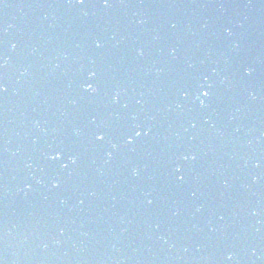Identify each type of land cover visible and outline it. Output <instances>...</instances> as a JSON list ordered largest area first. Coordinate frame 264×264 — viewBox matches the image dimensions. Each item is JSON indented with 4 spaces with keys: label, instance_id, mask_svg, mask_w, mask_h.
I'll return each mask as SVG.
<instances>
[{
    "label": "water",
    "instance_id": "water-1",
    "mask_svg": "<svg viewBox=\"0 0 264 264\" xmlns=\"http://www.w3.org/2000/svg\"><path fill=\"white\" fill-rule=\"evenodd\" d=\"M0 101V264H264L244 0H0Z\"/></svg>",
    "mask_w": 264,
    "mask_h": 264
}]
</instances>
